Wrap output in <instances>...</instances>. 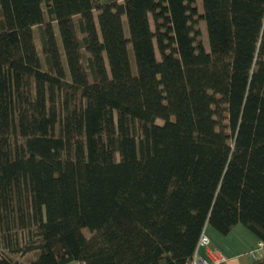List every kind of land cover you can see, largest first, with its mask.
<instances>
[{
  "label": "trees",
  "instance_id": "obj_1",
  "mask_svg": "<svg viewBox=\"0 0 264 264\" xmlns=\"http://www.w3.org/2000/svg\"><path fill=\"white\" fill-rule=\"evenodd\" d=\"M202 4L0 0V264H187L208 223L264 243V0Z\"/></svg>",
  "mask_w": 264,
  "mask_h": 264
},
{
  "label": "crops",
  "instance_id": "obj_2",
  "mask_svg": "<svg viewBox=\"0 0 264 264\" xmlns=\"http://www.w3.org/2000/svg\"><path fill=\"white\" fill-rule=\"evenodd\" d=\"M205 230L211 237V245L226 254L225 264H250L255 258L264 257V243L243 223H237L226 234L210 223L206 224Z\"/></svg>",
  "mask_w": 264,
  "mask_h": 264
},
{
  "label": "built area",
  "instance_id": "obj_3",
  "mask_svg": "<svg viewBox=\"0 0 264 264\" xmlns=\"http://www.w3.org/2000/svg\"><path fill=\"white\" fill-rule=\"evenodd\" d=\"M211 238L204 230L197 243L196 250L193 257L187 264H225L227 256L223 251L211 245ZM205 250V253L202 252ZM74 264H84L83 262H76Z\"/></svg>",
  "mask_w": 264,
  "mask_h": 264
},
{
  "label": "rangeland",
  "instance_id": "obj_4",
  "mask_svg": "<svg viewBox=\"0 0 264 264\" xmlns=\"http://www.w3.org/2000/svg\"><path fill=\"white\" fill-rule=\"evenodd\" d=\"M105 1V0H104ZM198 5L199 6H203L202 4V0H198ZM201 28H205L206 29V24L205 22L203 23H200L199 24ZM126 27H127V24H126ZM207 32H204V34H202V37L204 39H207ZM35 38L38 42H40V34H39V29L38 27H35ZM41 49V47H40ZM158 56L160 57V54L158 53ZM43 57V56H42ZM225 103H226V99L225 98H220L218 101H217V111H218V117H219V120H220V128L221 129H226V126L224 125V120H225V115H224V112L226 111V106H225ZM206 231V230H205ZM209 235V234H208ZM210 236V235H209ZM211 238V237H210ZM212 242V240H211ZM221 250V249H219ZM222 251V250H221ZM224 253V252H223ZM70 264V263H68Z\"/></svg>",
  "mask_w": 264,
  "mask_h": 264
}]
</instances>
